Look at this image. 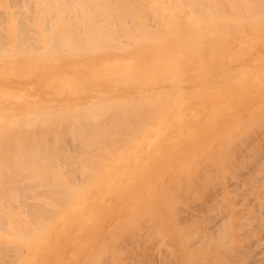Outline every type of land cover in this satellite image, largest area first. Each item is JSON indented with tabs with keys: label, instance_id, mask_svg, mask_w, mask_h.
Wrapping results in <instances>:
<instances>
[{
	"label": "bare ground",
	"instance_id": "1",
	"mask_svg": "<svg viewBox=\"0 0 264 264\" xmlns=\"http://www.w3.org/2000/svg\"><path fill=\"white\" fill-rule=\"evenodd\" d=\"M203 22H206L207 24L209 23L208 25L217 29L216 31H219L220 34H221V31L227 33L228 31L226 30L232 29L234 24H235L234 27L238 26L237 29L239 28L242 29L243 25H249L252 27L251 29L254 30V33H256V31L260 29V28L258 29L256 28L264 24V0H0V264H4V262H6V260L4 259L5 256H3L4 254H6V252L10 253V255H16V254L20 255L25 250L28 251L32 244V240H31L32 236L36 235L34 233H37L42 228L41 226L43 223H44L43 225H45L51 222L50 218L56 214H58V216L56 217L57 219L55 218L56 220L53 223H51L53 225L47 228L48 231L46 232V234L44 236L42 234L38 235L39 237H37V243H34V246L37 247V249H44L45 247L47 248L49 240L59 230V228L62 227V225L71 222L75 216H78V217L84 216L83 213L90 210V213L86 215V217L84 218L85 220L83 221H90L91 219H93L96 216V214L93 212L91 208L87 209V207L89 206V199H92L95 196V194H92V193L89 195V193L92 192L93 190L98 191L99 197H101L104 194H109V193L114 194V195H117L119 193L118 195L120 194L123 195V193H121L120 191H118L117 194H115V180H116L115 179V159H118V158H115V156L117 157L118 150H119V149L117 150L116 147H119L121 150V146H123V144H125V142L128 141V139L125 138L127 136H124L125 140H122V142L124 141L123 144L120 143L121 140L119 141V139L120 138L122 139L124 132H127V134L125 133V135H128V134L131 135V136L128 135L129 136L128 138L130 140L136 137L135 133L133 132L134 131L133 129L138 128L139 130H136V134H140L141 133L140 131H142L141 129H143L145 126H148V123L151 121V119H153V117L151 116H154V115H155L154 117L156 116L159 117L157 118L158 122L155 123L156 125L158 124L160 125V123H162L160 127L164 124L167 125L168 122L166 121L167 119H170V117H167L166 119L167 114L169 113L170 115L169 114L168 115L172 117L173 115L171 114L173 113L172 111L177 110L179 106L183 104V101L179 100L178 98L179 96L176 95L177 94L176 92H173V93H176L174 94L177 96L175 98H177L176 100L177 101L179 100L180 102L174 104L175 102H177V101H174L173 103L174 105L171 104L173 102L171 100L173 99L175 100V98L171 96L173 95V93H169L168 91V94H167L166 93L167 91L165 92V90H163V88H165L166 84L169 83L171 79H176L175 82L177 86H174L175 88L172 86V88L176 89L178 87V94L180 93L183 94V91L185 92V88H183L182 86L183 81H181V78L183 77V75L180 73H177L178 72L177 70L179 67H176L177 69L173 66L171 67V69L175 68V70L177 71L174 74H173V71L169 70L170 72H168L166 67H163V71L160 74H158V76L160 75V77L158 76L155 77L156 75L155 73L158 72L156 70L157 69L156 66L159 67V65L163 64V62L165 63L166 61L168 62L169 60L171 61L173 60L174 62L175 60L177 61L176 54L178 55L177 58H179V55H181V53L184 52L182 45L187 46L186 44L188 43L195 44V41H197V39L198 40L200 39L199 41H202L201 43L203 42L204 43L201 44V43L196 42V44H200L199 47H196L199 51L200 47H203V45L208 44L211 38L210 39L209 37L208 39L205 37L200 38L199 37L200 34L198 33H201V32H197L199 36L196 37L194 33L195 32L194 30H196L197 28V24H202ZM183 23L185 25H181ZM186 26H191V27L187 29ZM169 27H170V30H169ZM150 29L156 30L157 33H158L157 30H160V31L164 30L165 32L160 37L162 31L161 32L159 31L160 33H158V35L159 34L160 35L157 36V33L151 30L154 32L153 33L154 38H152L154 40L149 41V38H151V34H152ZM180 30L182 31L180 32ZM183 30H186L187 32L192 31L194 34L192 35L190 34L192 36L190 39H194V40L190 41L189 39L190 36L189 37L187 36L189 34L186 35V33L183 32ZM226 35L227 34H225V36ZM218 36H219V33H218ZM230 37H232L231 41H238V42H241L243 40L247 41L245 37V33H243V31L238 33L235 36H230ZM212 38L214 37L212 36ZM216 40H218V38H216ZM136 42H139V43L135 44ZM211 44L212 42L210 43V45ZM194 47H192L193 49L191 48L192 51L197 50ZM243 48H244L243 52L245 53L246 48L245 47ZM251 48H249V50ZM255 49L257 50L258 48L256 47ZM247 50H246V53L248 52ZM200 51H202V49ZM194 52L192 53L190 52L192 55H190V53L188 52L189 53L188 58L190 56V59L186 58V60H191L192 59L191 56H193V54L196 53ZM223 52H225V49ZM199 56H200V53H199ZM252 56L254 55L252 54ZM252 56H250V59H252ZM171 61L170 63H173ZM207 62L208 61H206L205 63ZM176 64L179 65L178 62ZM195 66L193 69H194V72L196 71L197 73V70H195ZM215 66H217V64ZM202 67H205V66H201L200 68H198V70L199 69L202 70ZM226 67H222V68H226ZM217 68L218 67H216L215 70H217ZM248 68H244L243 70L245 69H247L248 71L252 70L250 66ZM261 68L262 67L258 69L261 70ZM258 69L256 68L257 71L254 73L253 71L249 72L250 74L252 73L254 74L253 76L250 75L252 78L247 75L248 72L246 70L245 71L247 73L245 74L247 76H244L243 79L240 78L239 74L241 75V73H244V72H241V70H239L240 71L239 73L236 72V74L238 73V76H239L237 79L238 81L237 80L236 81L234 80L235 82L231 81L235 85H239L236 88H235V85H232L233 83L231 84V82L228 81L227 78L229 77H226L227 80L225 78L224 79L226 83H230L232 85L231 88L238 89L239 87H242L243 85L245 86V88H247V87H250L248 86L249 85L248 82H251L252 84L254 83L255 88L259 90L260 89L259 86L261 85L256 87L259 84L257 80L260 79L259 77L256 76ZM179 70H181V68H179ZM206 70H204V72ZM234 70L231 69V71H234ZM228 72L229 70H226L225 76H227L226 74ZM222 73L224 74V72ZM222 73L219 72L217 74L219 76L217 75L216 76L220 78L221 76L220 74ZM204 74H206V72ZM192 76H194V74ZM192 76L190 77L193 79ZM211 76L213 77V75ZM255 76H256L255 80L247 82V79L252 80L255 78ZM261 76H263V73ZM200 77H197V78L200 79ZM239 78L242 79L241 85H240ZM224 79L220 80L221 82L219 81L220 84L223 82L225 83ZM232 79H236V78L231 76L230 80ZM157 80H159L160 82L158 84H155L154 82ZM189 81L190 82L194 81L195 83V79H193L192 81L191 80ZM189 81L184 80V82L186 83ZM259 81H262V80H259ZM219 82L216 83V81L215 82L210 81V84L214 83V84H218L219 86ZM199 84L201 83L199 82ZM203 84L205 83H202L201 85ZM230 84L226 87L228 88L229 86H231ZM196 85L195 87L193 86L194 89L192 88V85H190L191 89L189 88L190 90H188L187 93H185V95L188 94L187 95L188 101H190L189 99L194 100L196 97L198 98V96L204 94V93H200V94L196 93V95H198L196 96L194 93L195 91L198 90L197 87H201L199 88L201 90L209 86L205 84V86L203 85L204 88H202L203 86L197 85L196 87ZM210 86L209 88H214V90L218 89L216 88L217 85L216 87L215 85L214 87L212 86L210 87ZM220 86L223 87V84H221ZM252 86L253 85H251V87ZM220 89L222 90V88ZM235 89H234V92H235ZM251 89L252 88H250V90ZM179 90H181L182 92H179ZM200 90H198L197 92L199 93L202 91ZM229 90L230 88H228L226 91H229ZM250 90L248 89L247 91L250 92ZM161 91L164 92L163 94L164 98L161 97L162 94L159 98V94L162 93ZM204 91L206 90L204 89ZM226 91L224 92L225 95L221 93L219 94V92L215 93L214 95L210 91H207V93L211 95V99H208V97L204 99V96H203L202 100L200 99L195 100V101L192 100L193 103L195 102L193 106H191L193 107V112L187 110V112L189 111L192 116H189L188 114L190 113H187L186 111H183V110L182 112L181 110L179 112L177 111L179 115L180 113L182 114L184 112L183 114L184 116L182 117L180 116V119H181L179 120L180 123L183 117H184L183 120L187 119L188 122H190L193 119L192 122H190L191 125L188 124L186 120L185 122L187 124L185 123L180 126V124L178 123V125L181 127L179 128L181 132L179 134H176L178 135V138L180 134L182 135V130H183L182 128L184 127L186 128L182 135L184 136V138L197 136L199 133L198 130H196L197 131L196 132L195 130L192 129V131H194V134H195L193 135V132L189 129L190 128L189 126H192L193 124H194L193 125L194 127L197 126L194 129H197L199 127L206 128L205 126H208L210 128H213V130L215 129V132L222 133L223 129H225L224 127L226 124L227 126L225 130L228 129L227 128L228 124L230 126V122H232V124L238 123L237 122L238 118L236 119L237 116L235 115L236 114L240 115L241 111L240 112H237V111L238 109L240 110V107L242 105L241 100L246 99V98L249 99L247 97L249 96L248 95L249 92L244 93L246 89L244 92L242 90L238 91V92H242L245 95H247L245 98L243 96H241L243 98H240L233 93V89L229 91L230 93H227ZM258 92H260V90ZM190 93L192 96L190 95ZM242 93H239V95ZM150 94L155 95L156 98L154 99V96H152L153 98L152 100L151 96H149ZM182 94L180 95L182 96ZM169 95L172 99H170ZM193 96H195V98ZM167 97L169 99H167ZM161 98H163L164 100L163 99L162 100L165 102H161V104L156 105L157 104L156 102L159 103L160 101H162ZM183 98L186 99V96H184ZM251 98L252 97H250V99ZM156 99H160V101ZM247 99H246V102H247ZM168 100H170L171 102L170 103L171 105L169 104L170 106L168 105L169 103ZM188 101L184 100V102H188ZM250 101H252V99ZM192 102L190 101V103ZM150 103L153 105V106L151 105L152 108H156L154 109L156 112L148 108ZM190 103L189 102L186 103L185 106L187 107V105ZM257 103L255 102V104ZM165 106L166 108L169 107L171 109V111L167 112L166 114L161 109V108L165 109ZM171 106L173 107L171 108ZM186 107H184L185 110H186ZM248 108L246 109L248 111H251L250 108L253 109L252 106L249 109ZM254 108H256L254 110H257L258 105L257 107L255 106ZM149 109L153 112L151 113ZM168 109H165V112ZM147 110L151 114L146 113L145 111ZM160 110L163 111V113L160 112L163 115H159L160 113L158 114ZM248 111H245V112H248ZM141 112H142V115L150 114V116L148 117L147 115H143V116L141 115L142 117L146 116L145 118L147 120L144 122L142 121L144 124L143 126L139 125L141 127L140 128L138 124L142 123L141 120H143L140 116ZM259 112L261 113V111L258 110L257 113ZM221 113H226L224 114L225 116L228 115L230 119L235 118L234 120H237L233 122L234 120L228 121V118H226L227 120L225 121H228V123L227 122L226 124L224 123L223 125L224 127L222 126L221 127L222 129L220 128L222 131L218 128V124H221L219 123L220 121L219 114L221 115ZM260 113L258 115L254 114V117L258 116L257 118H259V119L256 118L258 123H261L262 118L264 117V114H262L263 115L262 117ZM250 114L253 117V114L251 112ZM250 114H248V116ZM173 118H178V117L174 116ZM248 118L250 119L251 116ZM248 118L246 119L243 116V118L241 119L240 117V119L243 122L245 120L248 121ZM174 120L175 119L173 120L171 119V121L170 120L169 121L172 122ZM177 120L178 119H176V121ZM252 121H254V123L257 122L255 118L254 119L252 118L251 123H249L248 121L249 123L248 126L251 127L254 125L255 127L254 128L252 127L253 128L252 131H254V129L258 131L259 130L258 127L260 125L256 126L257 124H254ZM132 122L134 124V128L132 127L133 125H131ZM153 123L154 122H152L150 126H152ZM241 123L238 124V127L243 125L245 122L242 124ZM119 124L121 126L119 127V129L122 128L123 124H125L124 126L126 125L128 126V124H130L132 128L130 126L128 127L132 129L133 131L131 130L132 132L130 131V133H128L129 128L127 129V126H126V128L124 129H127L128 131H122L123 135H121L120 138L115 139V137H117L118 135L117 134L115 136V130H116V133H118V128L116 129V125L119 126ZM156 125L152 126V128L154 129L155 127L157 128ZM248 126L246 128L248 129L249 132L246 135H249L251 132V128ZM175 127L176 126L172 127V129L170 128L171 129L170 131L168 129L170 135L176 132L174 131ZM154 129H152V131H150L151 129L145 131L146 134L145 133L141 134V136L142 135L143 136L142 137L140 136V138L138 137L136 140H134L135 143L133 144L135 145L136 143H138V140L139 142H143L144 141L143 139H145V141H147L146 143L143 144V146L145 147V145L148 142L154 141L155 140L154 138L156 137L154 136L155 135ZM148 131H150V133ZM228 132L229 131L227 130V133ZM131 133L132 134L134 133L135 136L132 135ZM166 133L168 134V132ZM254 133L257 134V132H254ZM119 134H121V132ZM207 134L205 137L202 136L203 138L201 137V140H198L197 142H201V141L203 142V140L207 138ZM210 134H212L211 131H210ZM243 134L242 135L245 136V133ZM156 135L158 136L159 134H156ZM216 135H218V133ZM224 135H221V136L223 137ZM227 135H229V137H233L234 135L236 136V133L233 135L229 133ZM252 135L254 134L252 133ZM221 136L219 135L218 138ZM167 137H168L167 135L164 136L165 139H167ZM170 138H173V136L171 135ZM170 138H168V140ZM178 138L175 141L179 142L181 139L182 141L184 140L183 138L181 139H178ZM210 138L212 137L209 136V139ZM165 139L161 141L163 143V146H159L160 148L163 147V149L159 148L158 152L162 153L164 151V147L165 148L167 147V145L165 144H168L166 143L168 142V140L164 143ZM242 139L245 141L243 137ZM115 140H118V143H120L118 146H115L116 145ZM185 140H188V139H185ZM248 140L246 139L245 142L243 141L244 146L245 144L246 145L249 144ZM173 141H174V138L172 142ZM175 141L173 143L171 142L174 146H175ZM255 141L256 140H254L253 142ZM197 142L193 145L196 146V144H199L200 146V143H197ZM256 143L257 141L253 143V145H250L252 144L250 142L249 144L250 148L248 149L250 150L249 152L250 154L253 153L254 155V151L256 150L255 148H257L255 147L257 146ZM156 144L158 143L156 142ZM172 144L170 145L169 143L168 146L172 147ZM176 145H177V142H176ZM203 145L205 146V144ZM184 146L185 145H183V147ZM195 146H193V148H191L190 151H192ZM202 146L201 147L196 146V147L200 148L199 150H201L203 148ZM232 146H229V147L232 148ZM252 146L253 148L255 147L252 150L253 152L251 151ZM241 147L243 148V145L242 146L240 145V148ZM122 148H124V146ZM128 148L130 149V146ZM133 148H135V146ZM175 148L178 149L177 147ZM126 149L125 150L123 149V150L126 152ZM257 149L259 150V148ZM123 150H122V153H124ZM140 150L141 149H138L137 151H140ZM174 150L172 149L171 151L173 152ZM226 150H223V151H226ZM234 150L236 149L234 148ZM171 151L169 152V155L171 154ZM245 151L247 150H244V152ZM176 152L178 151H175V153L173 152V154H176ZM115 153L117 155H115ZM147 153H148V150L147 152L143 153V155L145 154L147 155ZM161 153H158V155H160ZM233 153H232V156H233ZM140 154H142V152ZM221 154H224V153H221ZM226 154L227 156L231 155V154L228 155V153ZM167 155L166 156L163 155L160 160H162V158L169 156ZM253 155H251V157ZM173 156L174 155H172L171 158L168 157V159H172ZM185 156H186L185 158L187 159V156L189 155L186 154ZM245 157L248 160L249 159L248 157L250 156L245 155ZM142 158L144 157L142 156ZM183 158H184V155H183ZM186 159L184 160L186 161ZM227 161H229L228 157H227ZM131 162H134L135 165L133 163L128 162V166L126 167L127 168L130 166L131 167L128 169L126 168L125 169L131 170V168H133L134 170L132 169L131 172L129 173L126 171L127 174L130 175L131 173V175L135 174L137 176L138 173H140V170L144 171L141 167L146 166V164L145 165L140 164L138 168L137 165L140 163L138 158L132 159ZM210 162L211 161H209L208 163ZM224 162L226 161L224 160ZM234 162H236V160H234ZM241 162L243 161L241 160ZM241 162L238 161L240 165H241ZM158 163L160 162L158 161ZM165 163L166 162H164L162 166L161 164L160 165L156 164L157 168L155 170L159 171L160 169L161 170L160 173H162L164 170L161 168L165 165ZM231 163L233 164V162ZM132 165L135 167H133ZM157 165L161 166V168ZM224 165H226V163ZM235 165H232V166L236 167L238 164L236 166ZM182 166H185V165L183 164ZM225 168L227 167L225 166L224 169ZM239 168L241 167L239 166ZM135 169H139V172L138 171L136 172ZM189 171L190 169L188 170V172ZM229 171H231V169ZM229 171L227 173H229ZM145 172L148 173L149 171L147 170ZM196 172H197V169H196ZM123 173H125V171ZM190 173L192 177L193 172L190 171ZM231 173L233 175L235 174L233 173V171H231ZM198 174L201 175V173H198ZM198 174L195 175L196 180L198 179L197 178ZM204 174L207 175L206 173ZM212 174L214 175V173ZM154 175L159 176L154 173L152 177H154ZM189 175H187V177ZM213 175H211L210 172L208 174V176H210L211 179ZM136 176L134 177L136 178ZM124 177L126 178V176H123L122 178ZM150 177L151 175L148 176L147 180L150 179ZM202 177L200 178L202 179ZM193 178L195 179L194 176ZM206 178L208 179V177ZM108 179H109V183L106 184L105 182ZM190 179L192 180V178ZM147 180L146 182L148 181L150 182V180L148 181ZM179 180L181 179L179 178ZM123 181L124 180H122V182ZM194 182L196 181H193L192 183ZM209 182H211V180ZM189 185H192V184H189ZM158 192L159 191H157V193ZM151 193H149V196ZM118 195H117V198H118ZM146 196H145V199L146 198L148 199V197ZM157 196H156V200L162 199V197H159L158 199ZM121 198L119 200H121ZM147 199L143 202H146ZM173 201L171 200L172 203ZM177 202H179V200ZM233 203L234 202H232V204ZM147 204L150 207L151 206L150 204H152V202L148 201ZM174 204H175V201H174ZM222 206H223V203H222ZM259 206L260 205H258V207ZM61 207H63V210L60 209ZM132 210H135V209L133 208L130 211ZM138 212H140L139 214L142 213L139 210L136 211L137 213V214L135 213L136 217L138 215ZM176 213H175V216H176ZM227 214L229 213L227 212ZM133 216H130L129 218L131 217L135 218ZM238 217L240 216L238 215ZM260 220L262 219L260 218ZM227 223L228 222L226 221V224ZM239 224H241V222ZM261 225L263 226V224ZM224 227H222L221 230L224 231ZM35 230L36 231L38 230V231L34 232ZM215 234H219L218 231ZM217 236H220V235H217ZM197 238H200V237H197ZM224 243L227 244L228 242H224ZM213 244H215V242ZM220 246L218 245V247ZM260 256L261 255L259 254V259H262ZM255 258H257V256ZM262 260H264V257ZM262 260H259V262H262ZM253 261H256L257 263L258 259L248 261V263L249 264L253 263ZM259 262L258 264H260ZM6 263L9 264L8 262Z\"/></svg>",
	"mask_w": 264,
	"mask_h": 264
},
{
	"label": "rangeland",
	"instance_id": "2",
	"mask_svg": "<svg viewBox=\"0 0 264 264\" xmlns=\"http://www.w3.org/2000/svg\"><path fill=\"white\" fill-rule=\"evenodd\" d=\"M208 24L206 22H203L202 24H197V28H196V30H194L196 37H198L199 36L198 34H200V36H199L200 38H202V37H205L207 39H208V37H209V39L211 38L210 41L208 40L209 41L208 44H205V45H203V47H200L199 51L196 47H199L200 44H196V42L201 43L202 41H199L200 39L199 40L197 39V41H195V44L188 43L189 45L186 44L187 46L182 45L184 52H182L181 55H179V58H177L178 55L176 54L177 61L175 60L176 63L178 62V64L179 65L181 64L182 66L177 65L173 60L172 61L169 60L168 62L166 61L165 63L163 62V64L159 65V67L156 66V68H157L156 70L158 72L155 73L156 74L155 77H157L158 74H160L163 71V67H166L168 72H170L169 70H171V71H173V74L177 71H178L177 73L182 74L183 77L181 78V81H183V82H184V80L185 81H189V80L192 81L193 79H195V83L197 85L199 84V82L201 84L205 83V84L209 85L210 81L211 82L216 81V83H217L224 78L226 79V77H229L227 79L229 82H231L234 80L236 81L239 76L242 79L244 76H247V75L253 76L254 75L253 73L257 71L256 68L258 69V68L262 67L261 70L264 71V68H263L264 67V57H263L264 56V49H263L264 48V33H263L264 32L263 31L264 30V24L261 26H258L256 28V29L260 28L258 31H256V33H254V30H252L251 29L252 27L249 25H243L242 29H240V28L237 29L238 26L234 27L235 26V24H234L232 27L233 30L226 28L227 30L226 29L225 30L228 32L225 33L223 31H221V34L219 31H216L217 29H215L214 27H212ZM181 25H185V24L183 23ZM186 27H187V29H189L191 26H186ZM244 27H246V28H244ZM212 28H213V30H212ZM151 30H153V31H155V33H157L156 30L150 29V31ZM169 30H170V27H169ZM153 31H151L152 34L150 33L151 38H149V41L154 40V39H152V38H154V34H153L154 32ZM157 31H158V33H160L162 31L161 35L159 34L160 37L165 32L164 30H161V31L157 30ZM181 31L182 30H180V32ZM242 31H243V33H245V37H246L247 41H245V40H243L241 42L231 41L232 37H230V36H235ZM183 32H185L186 35L189 34V35H187L188 37L190 36L189 39L192 37L191 35L194 34L192 31L187 32L186 30H183ZM197 32H201V33L197 34ZM158 33H157V36H159ZM218 33H219L220 37L218 36ZM145 34H147V33H145ZM225 34H227V35L225 36ZM147 35H149V34H147ZM152 35H153V37H152ZM212 36L215 39L212 38ZM260 37H262V38H260ZM216 38H218V40H216ZM222 38L224 39V41ZM192 40H194V39H190V41H192ZM211 42H212V44L210 45ZM221 42H222V44H221ZM138 43L139 42H136L135 44H138ZM203 43H201V44H203ZM205 43H207V42H205ZM245 43H246V45H245ZM192 44H193V46H192ZM190 45L192 47L195 46L194 48H196L197 50H194V51L196 53L194 51H192L193 48ZM235 45H237V46H235ZM243 47L246 48L245 53L243 52L244 51ZM256 47L258 48L257 50L255 49ZM247 48H248V50H247ZM249 48H251V49L249 50ZM201 49H202V51H200ZM224 49H225V52H223ZM241 50H242V52H241ZM246 50L248 51L247 52L248 54L246 53ZM188 52L189 53L190 52L195 53V54H193V56H191V58H192L191 60H186V58L190 59V56L188 58V55H189ZM191 53H190V55H192ZM199 53H200V56H199ZM216 53H218V54H216ZM239 53H240V55H239ZM256 53H257V55H256ZM252 54L255 57L256 56L257 57L255 58L254 56H252ZM247 55H249V56H247ZM185 56H187V57H185ZM250 56H252V59H250ZM198 57H199V59H198ZM205 60L208 62L205 63L206 62ZM244 60H245V62H244ZM170 61L173 63H170ZM241 61H243V62H241ZM221 62H222V64H221ZM216 64H217V66H215ZM248 65L250 66V68H252V70L250 69L251 71H248L249 70ZM172 66L175 68L179 67V68H181V70H179V68L177 71L175 70V68H172L173 69L172 70L171 69ZM194 66H195V70H197V73H196V71L194 72V69H193ZM201 66H205V67H202L203 71L201 69L198 70V68H200ZM226 66L229 68H227ZM216 67H218L217 70H215ZM222 67H226V68H222ZM235 68H237V69H235ZM244 68H248V70L245 69L248 73L252 72V71H253V73L248 74L245 70H243ZM189 69L191 71L192 70L193 71L191 72ZM231 69H233V70L235 69V70L231 71ZM204 70H206L205 71L206 74H204L205 73ZM226 70H229V72L226 74L227 76H225ZM239 70H241V72H244V73H241V75L239 74V76H238V73L240 72ZM261 70L258 69L259 73L258 72L257 73L259 76L256 73V76L260 78L259 80H262V81L257 80L259 82V84L256 87L261 85V86H259L260 92H258L259 90L257 88H255L254 83L252 84L251 82H248V81L255 80L256 79V76H255V78L252 80L247 79V82L249 83L248 86H250L247 88L249 90H250V88H252L250 90V92L247 91L248 89L245 88V86L243 84H242L243 85L242 87L235 89L239 85H235L233 82H231V84L233 83L232 85H235V88H231L232 85L230 83H226L225 79H224V81L227 85L223 82V83H221V84H223V87L220 86L221 81L219 82V86H218V84L212 83L215 85V87L217 85L216 88H218V89L215 88L216 90H214V88H209L210 85L212 87H214V85H212V84L207 86L206 87L207 89L204 88L205 84H203L204 86L201 84L198 85V86H203L202 88H204L206 91H204V89H201L202 90L201 91L199 89L201 87H197V85L194 83V81H192V82L189 81L187 83L182 82L183 85L182 84L181 85L183 86V88H185V92L183 91V94L180 93V94H182V96H181L180 94H178V87L176 89H174L175 88L174 86H177V84L175 82L176 79H171L170 82L166 84L165 88H163V90H165V92L167 91L166 92L167 94H168V91H169V93L176 92L177 94L173 93V95L174 94L178 95L179 100L183 101L184 105L181 103L182 105L179 106V108L177 110L172 111L173 113L170 112L171 114H173L172 117L169 116L170 115L169 113H168L169 115L167 114L166 119H167V117H170V119H167V121H166V122H168L167 125L164 124L161 127H160V125L162 123H160V125L158 124L159 126L156 125L155 123L158 122L157 118H159V117H157V116L154 117L155 115L151 116V117H153V119L156 118V119H154L155 121L153 119H151V121L154 122L153 124L156 125L157 128L156 127H155V129L152 128V126H154V125L152 124V126H150V124L152 123L150 121L148 123V126H145L143 129H141L142 131H140L141 132L140 134H136V130H139L138 128L133 129L134 131L132 129H130L128 127V126H130V124H128V126L126 125L127 129L129 128V131L127 129H124V128H126V126H124L125 124H123V126H122L123 129L120 128L121 130L119 129V127H121L120 124H119V126L116 125V129L118 128V133H116V130H115V136L117 134L118 135H117V137H115V139L116 138L118 139L121 137V135H123L122 131H128V133H130V131L132 130L136 135V137H134L135 136L134 133L133 134L131 133L132 135H134L133 136L134 138L130 140L128 138L129 137L128 135H130V134L125 135V133L127 134V132H124L122 139L120 138L119 141L121 140L120 143L123 144L124 141L122 142V140H125V138H126V139H128L129 143H128V141H126L125 144H123L124 148H122L123 146H121L122 145L121 144L120 145L121 150L119 147H116L117 150L118 149L120 150V151L118 150V155H120V156H118L115 153V155H117V157L115 156V158H118V159H115V179H116L115 180V194H117V192L120 191L121 193H123V195L120 194V195H122V196H120V195H118L119 194L118 193L117 194L118 198H117V195L109 193V194H104L101 197H99L98 191L93 190L92 192L89 193V195L92 193V194H95V196L92 199L88 198L89 199V206L87 207V209L91 208L93 210V212L96 214V216L93 219H91L90 221H83V220H85L84 218L86 217V215H88L90 213V210L83 213L84 216H80V217L75 216L71 222L62 225V227L59 228V230L49 240L47 248L45 247L44 249H37V247L34 246V243H37V237H39L38 235L42 234L44 236L46 234V232L48 231L47 228L51 227L53 225L51 223H53L57 219L56 217L58 216V214H56L50 218L51 222L47 223V221H46L47 224L43 225L44 224L43 223L41 226L42 228L39 231L37 230L38 232L36 230L34 231L37 233H34L36 235L33 234L35 236V238H34V236H32V239H31L32 244H31V247L29 248L28 251L25 250L20 255H18V254L10 255V253L6 252V254H8V255H6V254L3 255V256H5L4 259L6 260V262H8L9 264H194V263L195 264H197V263L198 264H231V263L232 264H246V263L249 264L248 261L258 259L257 263H256V261H253V263H250V264H258L259 260H262L264 257V234H263L264 233V222H263V220H264V205H263V203H264L263 202L264 201V117L262 115V114H264L263 113L264 112V101H263L264 100V98H263L264 97V89H263L264 88V85H263V83H264V72ZM219 72H221V73L224 72V74L223 73L220 74L221 76L223 75L222 77L220 76V78L217 77V76H219V75H217ZM236 72H238V73L236 74ZM245 73H247V75ZM262 73H263V76H261ZM193 74H194V76H192ZM211 75H213V77ZM236 75H237V77H236ZM190 76H192L193 79ZM196 76L197 77L201 76L203 78L200 77V79H202V80H200ZM231 76L235 77L236 79L230 80ZM158 77H160V75ZM242 79L239 80L240 85H241ZM245 81H246V79H245ZM159 82L160 81L157 80L154 83L158 84ZM229 84L231 86H229L228 88H230V90L233 89V93L240 98H243V97L245 98L247 95H245L244 93L249 92L248 93L249 96H247L249 99L246 98L247 102H246V99L241 100L242 105L240 103V105H241L240 110L238 109V111H237V112L241 111V113H240V115H237L236 114L237 112L235 113L236 115L234 114L235 116H237L236 119L238 118L237 119L238 121L234 120L235 116L233 117L234 119L231 118L232 119L231 120L228 115H226V116L224 115L226 113H221V115L219 114V117H220L219 123H221V124H218V128L220 129L224 125V123L225 124H226V122L228 123L229 120L230 121L234 120L233 122L237 121L238 123H236V124L233 123L234 124L233 125L232 122H230V126L228 124V127H227L228 128L227 130L229 131L228 133H227V130H225L227 124L225 125V127L223 126L225 129H223L222 133L215 132V129L213 130V128H210L208 126H205L206 128L199 127L197 129H194L197 126L194 127L193 126L194 124H193L192 126H189L190 127L189 129L191 131H192V129L195 131L198 130L199 133L197 136L184 138V136H182L183 132L186 129L184 127V128H182L183 129L182 135L180 134L179 138H178V135H176V134H179L181 132V130H179V128H181L180 126L182 124H185L186 122H188L187 119H185L186 120V122H185V120H183V118H184L183 117L182 121L180 123L179 122V120H181L180 116L181 117L184 116L183 115L184 112L182 114L180 113V115L178 112L180 110H181V112H182V110L186 111V112H187V110L193 112V107H191V106H193V104L195 102L193 103L192 102L193 99L192 100L189 99L192 102V103H190V101H188V99H187L188 94L185 95V93H187V91L191 89L190 85H192V88H193V86L195 87V85H196L198 90L201 91L198 93L197 92L198 90L196 88L197 91H195V93H194L195 95H196V93L197 94H200V93L205 94V95L202 94L200 96L196 95V96H198V98L197 97L195 98V96H193L195 98L193 101H195L198 99L202 100L203 96H204V99H206L207 97H208V99H211V95H209L207 93V91H210L214 95H215V93H218V92H219V94L221 93V94L225 95L224 92L228 89L226 86H228ZM251 85H253V86L251 87ZM172 86L174 88H172ZM219 87L222 88V90ZM243 87L246 89V91ZM172 89H174V90H172ZM209 89H211V90H209ZM212 89H213V91H212ZM234 89H235V92H234ZM241 90L243 92L244 91L245 92L244 93L238 92ZM229 91H226V92L230 93ZM254 91L256 92V94ZM179 92H182V91L179 90ZM193 92H191V93H193ZM191 93H190V95H191ZM239 93H242V94L239 95ZM161 94H162V96H161ZM163 94H164V92L160 93L159 98H160V96L163 97ZM213 94H212V96H213ZM173 95H171L173 98L177 97L176 95H174V96ZM255 95H257V96H255ZM149 96H151V98H152V96H154V99L156 98L155 95H153V94H150ZM164 96H166V95H164ZM184 96H186V99L183 98ZM241 96H243V97H241ZM253 96H255V97H253ZM169 97H170V95H169ZM250 97H252L251 98L252 101H250L251 100ZM163 98H161V100ZM167 99H169V98L167 97ZM170 99H172V98L170 97ZM176 99L177 98H175V100L174 99L171 100V101H173L172 103L170 102V100H168L169 101L168 105L170 103L173 104L174 101H177ZM152 100H153V98H152ZM156 100L160 101V99H156ZM163 100L160 101L159 103L156 102L157 104L156 103L155 104L158 105V104H161V102H165ZM179 100L177 102H175L174 104L180 102ZM184 100L188 101L191 105L188 104L186 107L185 105L188 102H184ZM248 100L250 103L248 102ZM255 102L256 103L258 102L259 104L258 103L255 104ZM243 103H245V104H243ZM246 103H248V104H246ZM151 105L152 104L150 103L148 108H150L151 110L156 109V108H152ZM165 105H166V103H165ZM257 105H258L257 110H254V109H256L254 107L255 106L257 107ZM251 106L253 107V109L250 108ZM162 107H163V105H162ZM172 107L173 106H171V108ZM184 107H186V110ZM248 107L250 108L251 111L246 110ZM168 108L169 107L166 108V106H165V109H168ZM161 109L164 111L165 114L167 112L171 111L170 108L166 112H165L164 108H161ZM242 110H244V111H242ZM258 110L261 111V113L260 112L259 113L263 117L262 121L260 120L261 123H258V121H257V119H259V118H257L258 116L254 117V114H257V115L259 114V113H257ZM163 111L160 110L158 112V114L160 112L163 113ZM189 111L187 113H190ZM245 111H248L249 113L245 112ZM145 112L150 113L148 110ZM152 112L153 111H151V113ZM250 112L253 114V117L250 114ZM143 113H144V111H143ZM162 113H160L159 115H163ZM150 114L149 115L143 114V115H147L149 117ZM176 114H177V116H176ZM248 114H250V115L248 116ZM141 115H142V112H141L140 116ZM188 115L192 116L191 113ZM142 116H141V118L143 120H141V122L146 121L147 120L145 118L146 116H144V117H142ZM174 116L178 117V118H173ZM243 116L246 119L251 116L250 119L248 118L249 123H251L252 118L253 119L255 118V120L257 122L256 123H254V121H252V122L254 124H257L256 126L260 125L258 127L259 130L257 131L256 129H254V131H252V129L255 126L254 125L251 127L248 126L249 125L248 121H246L244 119L245 120L244 122L246 123L245 124L241 120L243 118ZM160 117H162V116H160ZM240 117H241V119H240ZM190 118H192V117H190ZM226 118H228V121H225V120H227ZM138 119H139V117H138ZM171 119L172 120L175 119V120L170 122ZM176 119H178V120L176 121ZM188 120H190V119H188ZM192 120L190 122H192ZM175 121H176V123H175ZM183 121H184V123H183ZM241 121L244 124L241 126L239 125L240 127H238V124H240ZM143 122L142 123L138 122V123H140V124H138V126L139 125L143 126V124H144ZM190 122H188V124H190ZM178 123L180 124V126L178 125ZM131 125H133L132 127L134 128L133 122ZM174 126H176L174 128V131H176V132L171 134L174 138V141L177 138L178 139H181V138L184 139L183 141H182V139L179 141L180 143L182 141L181 144L178 141H175V146L172 144L174 141L172 142L173 138H170L171 135L169 133V131ZM244 126H245V128L247 126L250 127L251 132L254 135H252L251 132L249 135H246L249 131L247 128H246L247 129L246 130L244 128ZM165 128H167V129H165ZM152 129H154V133H155L154 136H156L154 138L155 139L154 141H156L158 144H156V142L152 141V142H148L144 147L143 144L147 142V141H145V139H143L145 142L144 141L139 142V140H138V143H136L135 145L133 144V143H135L134 140H136L138 137L140 138L141 134L145 133V131H147V130L152 131ZM168 129H169V131H168ZM216 129H217V127H216ZM158 130L160 133L158 132ZM150 131H148V132L150 133ZM206 131H208V132H206ZM210 131L212 134H210ZM225 131H226V133H225ZM231 131H233V132H231ZM234 131L236 133V136L234 135L233 137H229V135H227L229 133L232 135L235 134ZM120 132H121V134H119ZM163 132H164V134H163ZM166 132H168V134ZM192 132H193V135H195L194 131H192ZM239 132H241L242 134L245 133V136H243L244 134L242 135ZM254 132H257V134ZM171 133H172V131H171ZM217 133H218V135H216ZM156 134H159V135L157 136ZM165 134L168 136L167 139H165L166 137L164 138V136H166ZM174 134H175V136H174ZM206 134H207L208 139L205 138V140H203V142L202 141L197 142L198 140H201L202 136L205 137ZM219 135L220 136L224 135V136L223 137L221 136L222 138L221 137L218 138ZM232 135H230V136H232ZM124 136H127V137L124 138ZM160 136H162V137H160ZM209 136H211L212 138L209 139ZM242 137L245 139V141H246V139L247 140L252 139L253 141L254 140L257 141V143H256L257 146H255V147L259 148V150L254 147L257 150V151L256 150L254 151V155H253V153L250 154L249 153L250 150H248V149L250 148V145H253V143H255L256 141L253 142L252 140L251 141L248 140L249 142L248 141L247 142L249 144L251 142L252 144L249 145L246 142L249 146L246 144L244 146V144H243L244 140L242 139ZM143 138H145V137H143ZM168 138H170L171 140L169 139L170 140L169 141ZM164 139H165L164 143L168 140V142H166V143H168V144L170 143V145L172 144V147L171 146L169 147L168 144H165V145H167V147L166 148L164 147V151L161 153V152H158V150L160 148L159 146H163V143L161 141H163ZM185 139H188V140H185ZM206 139H207V141H206ZM116 141L118 143V140H115V144H116L115 146H118L120 143L117 144ZM209 141H210V143H209ZM176 142H177V145H176ZM196 142L200 143V146H199V144H196V146H198V147H201L203 144H205V146L203 145L202 146L203 148L201 150H199L200 148L193 145ZM240 142H242V143H240ZM218 143L219 144L221 143V144L219 145ZM227 144H229V145H227ZM151 145H153V146H151ZM183 145H185V146L183 147ZM191 145L195 146L193 149L194 151L193 150L190 151L191 148H193V146H191ZM240 145L241 146L243 145V148L242 147L240 148ZM129 146H130V149L128 148ZM134 146H135V148H133ZM229 146H232V148H230ZM175 147H177L178 149H176ZM116 148H115V150H116ZM161 148L163 149V147H161ZM234 148L237 151L234 150ZM254 148L252 146L251 151ZM123 149L124 150L126 149V152ZM138 149H141V150L137 151ZM146 149L148 150V153H147V155L145 154L146 155V157H145V155H143V153L147 152ZM172 149L173 150L175 149L173 151L174 153H175V151H178V152H176V154H173V152L171 151ZM122 150L124 153H122ZM223 150H226V151H223ZM240 150H241V152H240ZM244 150H247L248 152L247 151L244 152ZM170 151H171V154L169 155ZM186 151H187V153H186ZM195 151H196V153H195ZM139 152L140 153L142 152V154H140ZM158 153H161V154L158 155ZM209 153L212 155H210ZM214 153H215V155H214ZM221 153H224V154H221ZM226 153H228V155L231 154V155H229L230 157L227 156ZM232 153H233L234 157L232 156ZM255 153H256V155H255ZM138 154L140 156L142 155L144 158H142V156L140 157ZM186 154L190 156V157L187 156V159L189 158L188 160L185 158ZM244 154L247 156H250V157H248L249 158L248 160L246 159ZM121 155H123V156H121ZM163 155H165V156L167 155L169 158H171L172 155H174V156L172 157V159H168V157L164 156L165 158H162V160L164 159L162 161L160 159ZM183 155H184V158H183ZM216 155H218V156H216ZM251 155H253V156L251 157ZM129 156H131V157H129ZM226 156L228 157L229 161H227ZM153 157H154V159H153ZM209 157L212 159H210ZM134 158L139 159L140 163L138 164L136 162L138 164L137 167L140 166V164H143V165L146 164V166L141 167L144 171L140 170V173H138L137 176L135 174L131 175V173H130V175L127 174V172L128 173L131 172V170L133 168H131V170L130 169L126 170V169L131 167L130 165H129L130 167H128V168L126 167V166H128V162L134 164V162H135L134 160H133L134 162H131V160ZM156 158H157V160H156ZM250 158H251V160H250ZM184 159H186V161ZM233 159L236 160V162H234ZM224 160L226 162H224ZM231 160H233V161H231ZM241 160L243 162H241ZM136 161H138V160H136ZM158 161L160 163H158ZM209 161H211V162L208 163ZM238 161L241 162V165H240V163H238ZM164 162H166V163L161 168V166L164 164ZM231 162H233V164ZM177 163H178V165H177ZM225 163H226V165H224ZM156 164H159V165L161 164V166H159V165H157V166H159L161 169L164 170L163 171L164 174H163V172L160 173L161 172L160 169H159V171L155 170L157 168ZM183 164L185 166H182ZM231 164L232 165L238 164L237 165L238 167L235 165L237 167L236 168V167L232 166ZM175 166H177V167H175ZM225 166L227 168L224 169ZM239 166L241 168H239ZM133 167H135V166H133ZM164 167H165V169H164ZM194 167H196V168H194ZM229 167H231V168H229ZM146 169L149 171L148 173L145 172V171H147ZM182 169H183V171H182ZM189 169L191 172H193L192 177H191L190 171L188 172ZM196 169H197V172H196ZM230 169H231V171H233V173H235L234 175L231 173V171H229ZM232 169H234V170H232ZM237 169H239V170H237ZM135 170H136V172L137 171L139 172V169H135ZM235 170H236V172H235ZM124 171L126 174L123 173ZM175 171L177 174L175 173ZM208 171L211 173V175H213L212 173H214V175L212 176V179L210 176H208V174H209ZM228 171L231 174L227 173ZM184 172H185V174H184ZM207 172H208V174H207ZM154 173L159 175V176L154 175V177H152V175ZM158 173H160V174H158ZM198 173H201V175ZM204 173H206L207 175H205ZM121 174H122V176H121ZM146 174H148V175H146ZM197 174H198V176H197L198 181L196 180V176H195ZM118 175H120V176H118ZM150 175H151V177H150V179H148V180H150V182H149L147 180V178ZM187 175H189V176L187 177ZM202 175H203V177H202ZM232 175H233V177H232ZM123 176H126V178L125 177H124L125 179L122 178ZM130 176H132V177H130ZM134 176H136V178ZM193 176L195 177V179L193 178ZM200 177H202L203 180ZM206 177H208V179ZM209 177H210V179H209ZM229 177L232 179H230ZM118 178L120 179V181ZM179 178L181 180H179ZM190 178H192V180ZM204 179H205V181H204ZM122 180H124V181L122 182ZM146 180L148 182H146ZM186 180H187V182H186ZM208 180L209 181L211 180V182H209ZM193 181H196V182L192 183ZM212 182H214V183H212ZM105 183L106 184L109 183V179ZM188 183L192 184V185H189ZM159 189H161V190H159ZM157 191H159V192L157 193ZM148 192L149 193L152 192L151 193L152 195L150 194V196H149ZM130 193H131V195H130ZM86 196H87V194H86ZM145 196L148 197V199L146 198L147 201L143 202L146 200ZM156 196L158 197V199H159V197H162V199L156 200ZM120 198H121V200H119ZM169 198H171V199H169ZM257 199L259 200V202ZM171 200L172 201L174 200L175 204H174V201L172 203ZM178 200H179V202H177ZM148 201L152 202V204H150L151 205L150 207L147 204ZM221 202L223 203V206H222ZM232 202H234L233 203L234 205L232 204ZM177 203H179V204H177ZM172 204H173V206H172ZM232 205H233V207H232ZM258 205H260V206L258 207ZM133 208L135 210L130 211ZM179 208H180V210H179ZM60 209L63 210V207H61ZM138 210L141 211L142 213L139 214L140 212H138V215L136 217L135 213ZM247 210L248 211L250 210V211L248 212ZM258 210L260 211V213ZM176 211H177V213H176ZM191 211H192V213H191ZM131 212H133V213H131ZM227 212L229 214H227ZM175 213H176V216H175ZM257 213H259V214H257ZM228 215H229V217H228ZM236 215H237V217H236ZM238 215L240 217H238ZM258 215H260L261 217ZM130 216H133L135 218H132V217L129 218ZM247 216H249V217H247ZM127 218H129V219H127ZM246 218H248L250 221ZM260 218L262 220H260ZM257 219L259 222L257 221ZM244 220L245 221L247 220L246 221L247 223ZM226 221L228 223H230V222L231 223L226 224ZM240 222H241V224H239ZM242 222H243V224H242ZM261 224H263V226ZM222 227H224L225 232L223 230H221ZM191 231L192 232L194 231V232L192 233ZM217 231L219 234H215V233H217ZM195 234H197L198 236ZM210 235H211V237H210ZM217 235H220V236H217ZM212 236H214V237H212ZM188 237H189V239H188ZM197 237H200V238H197ZM219 237H221V238H219ZM209 238H211V239H209ZM210 240H211V242H210ZM199 242L201 243V245ZM214 242H215V244H213ZM222 242L223 243L228 242V243L223 244ZM259 242H261V243H259ZM198 243H199V245H198ZM217 244L219 246L220 245L221 246L218 247ZM260 249H262L263 251ZM259 254L261 255L260 257L262 259H259ZM256 256H257V258H255ZM194 259H195V261H194ZM6 262H4V264H7ZM259 263L264 264V260H262V262H259Z\"/></svg>",
	"mask_w": 264,
	"mask_h": 264
}]
</instances>
